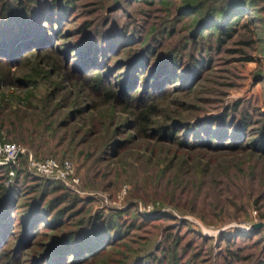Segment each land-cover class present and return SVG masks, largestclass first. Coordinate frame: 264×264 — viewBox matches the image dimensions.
<instances>
[{"label":"rangeland","instance_id":"rangeland-1","mask_svg":"<svg viewBox=\"0 0 264 264\" xmlns=\"http://www.w3.org/2000/svg\"><path fill=\"white\" fill-rule=\"evenodd\" d=\"M61 1L67 11L50 13L39 5L34 19L40 26L29 22L23 39L12 34L18 28L2 30V43L20 46L0 52V129L24 149L18 170L28 156L68 160L79 182L42 188L40 177L19 174L20 192L7 212L0 251L13 252L19 264H262L264 154L253 152L250 142L264 112V0L244 2L237 32L220 46L206 33L193 36L203 12L179 9L198 0H155L152 6L135 0ZM109 37L115 38L111 51L91 55L84 49L90 43L101 47L100 39ZM144 45L154 51L141 77L148 78L164 53L179 60L177 72L165 75L157 89L142 83L125 88L132 59ZM86 57L91 61L84 63ZM194 58L202 60L197 67ZM94 72L117 94L152 97L156 112L145 135L135 122L139 109L104 102L92 92ZM232 113L236 119L246 113L251 124L239 140L232 131L223 134L226 142L236 141L234 151L186 147L158 131L168 126L176 139L196 144L213 134L199 131L208 119ZM12 170L11 181H2L6 188L16 175ZM75 196L77 205L60 222L40 218L36 235L24 237L30 204L41 207L39 214L59 204L54 214ZM109 218L115 227L106 235L99 230ZM80 220L88 233L84 248L53 255L56 241L76 232ZM96 231L102 240L91 246Z\"/></svg>","mask_w":264,"mask_h":264},{"label":"trees","instance_id":"trees-1","mask_svg":"<svg viewBox=\"0 0 264 264\" xmlns=\"http://www.w3.org/2000/svg\"><path fill=\"white\" fill-rule=\"evenodd\" d=\"M38 1V0H37ZM36 0H0V35H4L3 31L4 28L8 30V27H11L10 29L16 30L17 28L19 31L13 32V36L15 33L23 39V37H27L28 34L25 31V28L27 27V24L31 21H35L36 26H38V21L35 20L34 16L37 12H41V8H39L41 5L42 7L45 6L47 7L46 10L48 9L50 13H53L54 10H66L69 9L68 5L64 3L63 1L60 2V0H39L37 2ZM70 3L75 4V2L79 0H69ZM135 1H140L144 4L148 5H153L155 0H135ZM257 0H198L197 4L191 5V4H185L183 5L181 9H185L187 11L192 12H203L200 16V18L195 22L193 26V36H195V39L199 38H204L205 33L206 36H213L215 39V44L217 46L224 45L225 42L230 40L234 34L237 32V24L242 17V14L239 13L241 12L242 8L244 7V2L254 4ZM221 4V5H220ZM40 5V6H39ZM199 14V13H198ZM38 15V13H37ZM46 23V22H45ZM48 24V23H47ZM40 26V25H39ZM3 28V29H2ZM29 28V27H27ZM39 28V27H38ZM42 29V27H41ZM44 29V28H43ZM3 39L6 37L2 36ZM17 38V37H16ZM115 38L109 37V39L106 38H101L100 40L103 41L104 44H101V47L96 45L95 43H90L85 46L84 49L88 50V53L91 55L98 54L103 51H111V47L113 44V41ZM2 39L0 38V52L5 53L4 50H7L8 47L15 46L14 48L17 49L19 45V42L14 43L13 45L11 43H2ZM12 40V39H8ZM15 38L13 39V41ZM117 40V39H116ZM107 41V43H105ZM197 42L196 40L193 41ZM196 45V43L194 44ZM10 46V47H11ZM145 46V45H144ZM142 47L143 49L140 50V53H138L133 59L130 64V75L128 79H125L123 82V85H125V88H131L133 87L134 84L137 83H142L141 86L145 87L148 86V84L153 85L154 89H157L161 86L165 78V75L170 76L175 74L177 72V65L179 63V60L175 58V56H171L168 53H164L162 58L159 60L155 61L156 62V68L152 66L151 72L148 74V78L141 77L142 74H139L138 72L142 71L144 67H148L150 65V58L151 55L154 51V47L152 45H147L145 47ZM14 50V49H11ZM10 54H6V58H9ZM87 59L84 60V63L88 62L90 59L89 57H86ZM194 62V66H199L201 64L202 60H195L192 59ZM91 61V60H90ZM93 61V60H92ZM95 63V62H92ZM91 64V63H90ZM191 65V66H193ZM193 66V68H194ZM192 68V67H191ZM148 69V68H147ZM154 70V71H153ZM90 82L89 85L91 87L92 92L101 97V99L104 100V102H118L120 101L123 103L126 107H136L139 109V111L136 114L135 122L136 125H138V128L140 129L141 134L145 135L146 130L148 127L149 123V118L150 116L154 115L156 112L155 106L153 104V99L151 96L148 97L143 93H139L140 95L138 96H133L130 97L129 95L125 94H117L114 92L110 87L105 84L104 80L101 78L99 73L94 72L90 76ZM144 97V98H143ZM147 98V101H143V99ZM231 111H235L237 109L236 103L231 106ZM260 117H259V127L256 131V138L251 140L250 142V147L253 152L255 153H260L264 154V112H259ZM233 113L231 115L223 114L221 116H212L210 119L207 120L206 125L203 124L202 127H199V131L201 132H206V134H211L213 133L210 137L214 138H205L201 139V141L196 144H192L191 142L189 143L186 140L183 139H176L175 137L176 132H174L170 127L165 126V128H160L158 131L160 132L161 136L164 137V139H168L172 142L176 141L177 144L185 145L186 147H192L196 148L197 144H201L203 146L212 148V147H222L223 149H229V150H236L239 147L237 146L236 141L234 140L233 142H226L225 138L223 137V134L226 132H230L234 134V137H236V140H239L243 136V131L244 129H247L251 124L249 122V117L246 113L242 114L241 117L236 119L233 117ZM191 130V128H187V130ZM194 131L196 130L193 129ZM224 139V140H223ZM7 141V140H6ZM8 142V141H7ZM19 163V162H18ZM15 164L12 167L8 166H0V240L5 237L4 235L7 234V226L9 225V220H8V213L11 210V204L13 202V199L15 196H18V193L20 190L18 189L19 186L17 183V179L20 175H25L28 177L29 171L27 168V163L26 166L18 170V165ZM14 169L15 171V177L10 184V188H6L2 181L6 180L8 177V172L9 170ZM19 171V172H18ZM40 180H44L42 183L43 187L47 184H51L55 181H51L50 179H47L45 177L41 178ZM41 182V181H40ZM57 190L61 189L60 186H56ZM47 195V193L43 194L44 196ZM67 196V195H66ZM66 196H64V199H66ZM42 198V199H43ZM41 199V200H42ZM52 200H55L52 199ZM61 200V199H60ZM77 200L78 198L75 197H70L67 201V204L60 208L57 212L54 214H51V211L56 208L55 205H51L50 207L45 206L42 210V212L39 214L38 209L41 207H38L35 203L30 204L29 206L32 208L27 209V221H25L24 227L22 228V234L24 235L25 238L30 237L31 235H36L37 229H38V222H44L43 219L44 217H50L53 222L57 223L62 220V217L64 214H66L69 210H72L75 208L77 205ZM61 202V201H59ZM58 203V202H57ZM50 208V209H48ZM37 214H39V219H36ZM24 220V219H23ZM80 224L78 223V229L75 231H66L63 233V235L60 236V238L56 241L54 246L51 248L53 255L55 253H60L61 251L63 252L62 254H68L73 252L79 253L81 250L80 248H84L83 245L87 243V238L88 233H84V229L82 228V221H79ZM17 224H20L17 222ZM22 224V223H21ZM115 227V222L112 221L111 218L107 219L106 222H104L103 227H100L101 232L107 233L110 231V229H113ZM81 228V230H80ZM83 229V230H82ZM95 230H91L89 235L92 236V232ZM98 231V232H99ZM97 233V231L95 232ZM103 233H97V236L93 235L94 238H92V245L100 242L103 236ZM86 235V236H85ZM96 242V243H95ZM83 244V245H82ZM82 245V246H81ZM93 250L96 248H92ZM97 250V249H96ZM7 253L6 251H0V258L2 257V261L0 264H19L18 260L19 257L14 254ZM88 255V254H87ZM85 256V255H84ZM152 260V259H151ZM264 264V262L262 263Z\"/></svg>","mask_w":264,"mask_h":264},{"label":"built area","instance_id":"built-area-1","mask_svg":"<svg viewBox=\"0 0 264 264\" xmlns=\"http://www.w3.org/2000/svg\"><path fill=\"white\" fill-rule=\"evenodd\" d=\"M24 154V149L17 144L6 141L3 131L0 129V166L12 167L17 164L19 158ZM27 168L30 173L40 178H47L53 181H65L72 187L79 182L72 163L68 160H56L47 158L38 160L28 156ZM9 180L13 175V170H9Z\"/></svg>","mask_w":264,"mask_h":264},{"label":"water","instance_id":"water-1","mask_svg":"<svg viewBox=\"0 0 264 264\" xmlns=\"http://www.w3.org/2000/svg\"><path fill=\"white\" fill-rule=\"evenodd\" d=\"M258 226V225H257Z\"/></svg>","mask_w":264,"mask_h":264}]
</instances>
